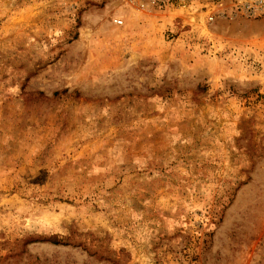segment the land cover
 <instances>
[{
    "label": "rangeland",
    "instance_id": "rangeland-1",
    "mask_svg": "<svg viewBox=\"0 0 264 264\" xmlns=\"http://www.w3.org/2000/svg\"><path fill=\"white\" fill-rule=\"evenodd\" d=\"M0 264H264V0H0Z\"/></svg>",
    "mask_w": 264,
    "mask_h": 264
},
{
    "label": "built area",
    "instance_id": "built-area-1",
    "mask_svg": "<svg viewBox=\"0 0 264 264\" xmlns=\"http://www.w3.org/2000/svg\"><path fill=\"white\" fill-rule=\"evenodd\" d=\"M209 19H210V20H213V19H214V15H210V16H209ZM117 22H118V24H123L124 20H122V19H118Z\"/></svg>",
    "mask_w": 264,
    "mask_h": 264
}]
</instances>
